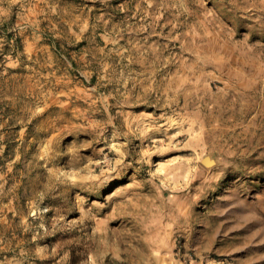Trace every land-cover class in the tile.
Returning a JSON list of instances; mask_svg holds the SVG:
<instances>
[{
    "label": "rangeland",
    "instance_id": "obj_1",
    "mask_svg": "<svg viewBox=\"0 0 264 264\" xmlns=\"http://www.w3.org/2000/svg\"><path fill=\"white\" fill-rule=\"evenodd\" d=\"M0 264H264V0H0Z\"/></svg>",
    "mask_w": 264,
    "mask_h": 264
}]
</instances>
